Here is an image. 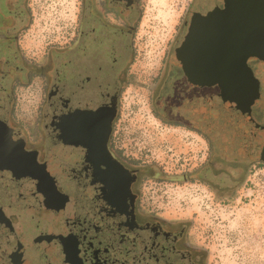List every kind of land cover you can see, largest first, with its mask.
I'll return each mask as SVG.
<instances>
[{
  "label": "flooded vegetation",
  "instance_id": "flooded-vegetation-1",
  "mask_svg": "<svg viewBox=\"0 0 264 264\" xmlns=\"http://www.w3.org/2000/svg\"><path fill=\"white\" fill-rule=\"evenodd\" d=\"M141 1L83 0L75 31L61 50L68 65L59 70L67 67L79 74L78 103L92 102L99 98L98 83L82 74L81 65L99 70L93 62L102 56V101L85 107L72 104L67 84L54 82V72L59 76L57 47L46 48L44 59L26 53L31 49L25 34L32 22L26 0H0V264H203L202 252L185 241L183 225L145 211V180L157 177L128 162L114 139ZM213 8L197 0L188 10L151 90L158 116L200 133L196 104L175 49L191 16ZM46 59L55 67L48 85L41 73ZM249 60L254 75L264 76L263 64ZM35 80L46 89L54 86L27 118L17 107V88ZM85 85L92 89L84 91ZM56 95L60 100H53ZM66 103H71L68 108L55 111ZM256 106L255 115L261 113ZM103 107L110 109L107 134L102 116L91 121L84 115L65 118Z\"/></svg>",
  "mask_w": 264,
  "mask_h": 264
},
{
  "label": "rangeland",
  "instance_id": "rangeland-1",
  "mask_svg": "<svg viewBox=\"0 0 264 264\" xmlns=\"http://www.w3.org/2000/svg\"><path fill=\"white\" fill-rule=\"evenodd\" d=\"M204 2L210 8L222 5V0ZM26 3L32 14L24 41L31 51L26 53L44 59L46 48L57 47L55 53L60 55L56 70L67 66L62 62L65 57L61 50L75 31L83 0H26ZM193 6H197V0L140 2L114 139L128 162L145 167L157 177L145 180V211L169 224L183 225L185 241L202 252L203 264H264V162L232 157L212 145L204 132L167 123L151 105L155 77L164 58H169L168 50ZM170 58L175 62L173 55ZM93 63L100 69L81 65V72L98 83L95 96L102 101V56ZM248 65L252 66L250 60ZM53 71L52 61H43L41 73L46 85ZM80 79L79 74L67 67L63 72L59 70V76L54 72V82L68 85L66 92L71 94L73 105L92 106L100 99L78 103ZM28 85L17 88V107L27 118L43 93L46 95L54 86L51 83L46 89L39 80ZM89 89L92 85L83 87L84 91ZM260 93L264 97V89ZM57 97L53 100H60ZM70 104H62L55 111L62 112ZM255 106L261 113L252 112V116L264 125V101L259 99ZM185 175L191 178L185 179ZM123 261L129 263L126 257Z\"/></svg>",
  "mask_w": 264,
  "mask_h": 264
},
{
  "label": "water",
  "instance_id": "water-1",
  "mask_svg": "<svg viewBox=\"0 0 264 264\" xmlns=\"http://www.w3.org/2000/svg\"><path fill=\"white\" fill-rule=\"evenodd\" d=\"M175 57L188 78L198 124L214 145L234 158L264 162V126L252 117L264 89L248 60L264 66V0H222L205 14L191 16ZM109 108L75 111L87 121L101 117L106 134Z\"/></svg>",
  "mask_w": 264,
  "mask_h": 264
}]
</instances>
